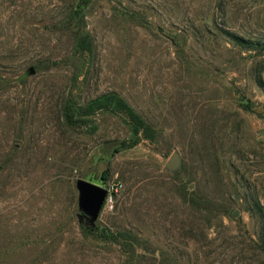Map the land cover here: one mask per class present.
Segmentation results:
<instances>
[{
	"label": "rangeland",
	"instance_id": "1",
	"mask_svg": "<svg viewBox=\"0 0 264 264\" xmlns=\"http://www.w3.org/2000/svg\"><path fill=\"white\" fill-rule=\"evenodd\" d=\"M77 3L0 0V264H264V51L228 33L263 39L264 0ZM107 92L153 141L116 151L121 114L66 120ZM78 178L117 184L96 225L136 241L82 229Z\"/></svg>",
	"mask_w": 264,
	"mask_h": 264
},
{
	"label": "trees",
	"instance_id": "2",
	"mask_svg": "<svg viewBox=\"0 0 264 264\" xmlns=\"http://www.w3.org/2000/svg\"><path fill=\"white\" fill-rule=\"evenodd\" d=\"M90 1L91 0H78L77 5L75 6V11H77V9L83 8ZM80 19H83V17L80 16ZM79 33L80 32L76 31L75 46L80 51H84L88 49V44L85 42V36H80ZM228 33L230 34L231 39L237 44L241 45L243 48L264 51V38L250 39L244 38L243 36L232 32ZM98 111H106L113 114H121L124 116V118L129 124L130 134L128 139L130 140V142H127L125 140L119 142L116 147V151L132 147L143 139L153 141L156 137V129L148 122V120L144 118L141 114H139L123 97H121L115 92H107L96 96L90 101H88L85 105L78 106L77 108L73 107L72 109L67 110L64 116L66 120L70 122L72 121L74 116H83L84 118L79 117V119L83 121V119H85L87 116H91ZM261 213H263V210ZM262 216H264V214H262ZM82 229L87 234H97L103 239L115 241L117 243L120 240L132 242L136 241V237L133 234H130L129 232L121 230L111 231L106 226L100 227L99 225H96L94 228H88L84 226L82 227ZM260 241L261 249L264 252V232L261 235Z\"/></svg>",
	"mask_w": 264,
	"mask_h": 264
},
{
	"label": "water",
	"instance_id": "3",
	"mask_svg": "<svg viewBox=\"0 0 264 264\" xmlns=\"http://www.w3.org/2000/svg\"><path fill=\"white\" fill-rule=\"evenodd\" d=\"M27 72L32 74L33 68L29 67ZM181 165V155L174 150L165 162L164 168L173 173L179 170ZM75 187L77 190V208L79 211L77 215L79 220L84 219L83 225L85 227L94 228L108 195V189L82 178L76 180Z\"/></svg>",
	"mask_w": 264,
	"mask_h": 264
},
{
	"label": "built area",
	"instance_id": "4",
	"mask_svg": "<svg viewBox=\"0 0 264 264\" xmlns=\"http://www.w3.org/2000/svg\"><path fill=\"white\" fill-rule=\"evenodd\" d=\"M115 185H117V184H113V185L108 186V188H107L108 189V193L111 192L114 189Z\"/></svg>",
	"mask_w": 264,
	"mask_h": 264
}]
</instances>
